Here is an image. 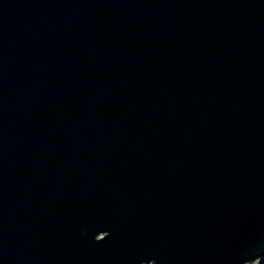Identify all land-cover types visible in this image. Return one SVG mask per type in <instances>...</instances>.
I'll return each mask as SVG.
<instances>
[{"label":"water","instance_id":"95a60500","mask_svg":"<svg viewBox=\"0 0 264 264\" xmlns=\"http://www.w3.org/2000/svg\"><path fill=\"white\" fill-rule=\"evenodd\" d=\"M264 260V0H0V264Z\"/></svg>","mask_w":264,"mask_h":264},{"label":"rangeland","instance_id":"374dc122","mask_svg":"<svg viewBox=\"0 0 264 264\" xmlns=\"http://www.w3.org/2000/svg\"><path fill=\"white\" fill-rule=\"evenodd\" d=\"M262 262H264V260H263V261H261V262L259 261V262L253 263V264H260V263H262Z\"/></svg>","mask_w":264,"mask_h":264},{"label":"trees","instance_id":"16d2710c","mask_svg":"<svg viewBox=\"0 0 264 264\" xmlns=\"http://www.w3.org/2000/svg\"><path fill=\"white\" fill-rule=\"evenodd\" d=\"M261 262V261H260ZM260 264H264V262L260 263Z\"/></svg>","mask_w":264,"mask_h":264}]
</instances>
